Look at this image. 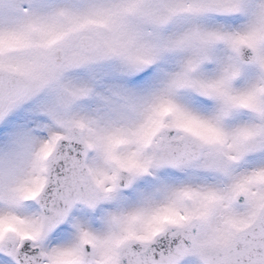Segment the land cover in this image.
<instances>
[{
    "label": "snow or ice",
    "instance_id": "obj_1",
    "mask_svg": "<svg viewBox=\"0 0 264 264\" xmlns=\"http://www.w3.org/2000/svg\"><path fill=\"white\" fill-rule=\"evenodd\" d=\"M0 264H264V0H0Z\"/></svg>",
    "mask_w": 264,
    "mask_h": 264
}]
</instances>
